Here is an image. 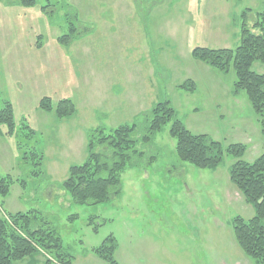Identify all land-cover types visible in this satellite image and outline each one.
<instances>
[{"label":"rangeland","instance_id":"1","mask_svg":"<svg viewBox=\"0 0 264 264\" xmlns=\"http://www.w3.org/2000/svg\"><path fill=\"white\" fill-rule=\"evenodd\" d=\"M247 8L250 25L264 0H0V109L11 102L15 122L11 131L0 122V174L15 181L0 196V216L27 212L33 229L53 231L61 245L14 264H44L56 251L69 264H108L92 249L109 235L119 264H253L232 229L234 216L254 214L229 180L232 157L216 168L180 160L170 123L144 139L145 111L168 99L190 131L243 143L247 162L262 152L258 117L245 91H234L233 67L218 71L191 54L234 49ZM71 26L73 39L59 42ZM251 69L264 74V63ZM187 80L193 86H180ZM43 97L53 105L69 98L75 113L60 124L39 107ZM123 124H135V146L119 191L75 204L62 181L86 158L87 132ZM55 144L59 162L49 152ZM28 147L43 153L41 164L24 155Z\"/></svg>","mask_w":264,"mask_h":264},{"label":"trees","instance_id":"2","mask_svg":"<svg viewBox=\"0 0 264 264\" xmlns=\"http://www.w3.org/2000/svg\"><path fill=\"white\" fill-rule=\"evenodd\" d=\"M24 5H34L35 0H21ZM46 6H43V8ZM245 9L239 23L240 38L234 49L195 47L191 54L211 68L226 71L230 66L236 75L234 91L244 90L247 100L254 109L257 123L262 134V152L252 161L243 159L246 146L243 143L223 145L207 134L194 133L176 117L170 100L156 102L145 111L148 122V134L159 131L163 125L170 123L169 134L176 139L175 150L180 160L189 162L199 168H216L223 156L232 157L227 172L230 182L242 194L254 214L245 219L236 215L232 219L235 241L242 251L252 258L253 264H264V74L251 69L253 62L264 63V9L256 12V17L249 25ZM76 29L71 26L70 33L58 37L61 43H68L75 36ZM193 86L190 80L180 86ZM43 110H54L59 118L71 116L75 108L69 98L59 100L53 105L49 97L39 101ZM40 107V108H41ZM0 122L8 123L9 131L15 127L13 107L5 101L0 109ZM27 128V131H24ZM135 124H123L113 129L97 127L87 132L86 152L83 162L71 164L62 186L68 190L75 204H96L106 201L112 193L118 192L121 173L129 158V151L134 149L135 140L132 133ZM24 137L33 135L27 124L20 128ZM27 147V146H26ZM34 162L41 164L44 156L35 147H28ZM14 179L9 174H0V196H7ZM60 238L43 228H32V216L29 213H5L0 216V264H14L35 253L38 249L60 250ZM117 242L113 235L92 249V252L108 264H119L114 259ZM56 251V255L45 257L44 264H69L70 259Z\"/></svg>","mask_w":264,"mask_h":264},{"label":"crops","instance_id":"3","mask_svg":"<svg viewBox=\"0 0 264 264\" xmlns=\"http://www.w3.org/2000/svg\"><path fill=\"white\" fill-rule=\"evenodd\" d=\"M57 121H58V123H60V124L63 123V119L57 118ZM262 142H263V139H261L260 141L257 140V141H256V144H259V146L262 147ZM56 147H57L56 144L50 146V150H49L50 155H52V154L54 155V156H53V161H52V162H59V161H60V160H57V158H56V156H57V154H56V152H57ZM68 148H69V147H68ZM258 148H259V147H258ZM50 160H51V159L46 160V161H50Z\"/></svg>","mask_w":264,"mask_h":264}]
</instances>
